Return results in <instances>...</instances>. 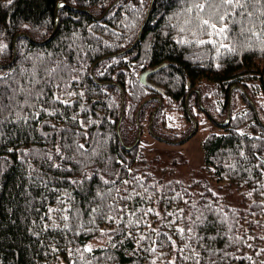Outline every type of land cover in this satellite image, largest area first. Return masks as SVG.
Returning a JSON list of instances; mask_svg holds the SVG:
<instances>
[{"label":"trees","instance_id":"1","mask_svg":"<svg viewBox=\"0 0 264 264\" xmlns=\"http://www.w3.org/2000/svg\"><path fill=\"white\" fill-rule=\"evenodd\" d=\"M151 2L0 0V264H264V0ZM203 110L222 128L204 181L157 179L141 138L124 146L138 120L179 112L183 138Z\"/></svg>","mask_w":264,"mask_h":264},{"label":"rangeland","instance_id":"2","mask_svg":"<svg viewBox=\"0 0 264 264\" xmlns=\"http://www.w3.org/2000/svg\"><path fill=\"white\" fill-rule=\"evenodd\" d=\"M241 108H243V102L235 98L233 102L234 111ZM202 112L197 116L198 128L196 132L182 143H176L172 139L174 137L177 140L182 139V135L190 129V123L179 112H172L171 116L168 115L167 118H164V121H161V124L156 127L155 133L147 127V120L144 119L145 123H143L141 134L143 153L142 160L139 163L140 168L157 179L169 180L176 178L186 182L192 179H202L204 181L207 176L203 167L205 158L202 143L209 133L213 131L221 132L222 128L217 126L212 118L206 117L208 115L206 111L203 110ZM192 123L194 122L192 121ZM240 129L249 133L253 132L246 127L245 123ZM209 184L216 188L217 183L215 181L211 180ZM225 191L228 193L229 200L240 206L239 191L229 188H226ZM116 233L113 228H103L99 235L87 241L85 247L93 249L104 246L111 241Z\"/></svg>","mask_w":264,"mask_h":264},{"label":"water","instance_id":"3","mask_svg":"<svg viewBox=\"0 0 264 264\" xmlns=\"http://www.w3.org/2000/svg\"><path fill=\"white\" fill-rule=\"evenodd\" d=\"M151 3H153V0H152V2ZM64 5V2H60L59 4H58V7H57V9H56V24H57V22H58V9H59V7H61V6H63ZM151 6V5H150ZM149 9H150V7H149ZM148 9V10H149ZM147 19H148V14H147V17H146V20H145V22L142 24V26H141V28H140V33H139V35H138V37H137V40H139L140 39V37H141V35H142V32H143V28H144V26H145V23H146V21H147ZM18 35H24V36H26V37H30L28 34H26V33H24V32H21V33H18L16 36H15V38L18 36ZM14 59V58H13ZM5 65H7V64H2V63H0V67H2V66H5ZM148 75V71H146V72H143L142 74H141V79H142V81L143 82H145V80H146V76ZM235 86H233L232 87V89L234 88ZM231 89V90H232ZM231 97L232 96H230V104H229V110H228V115H227V117L225 118V120L224 121H218V123L221 125V126H225V125H227L229 122H230V108H231ZM123 100H124V98L122 97V105H121V116H120V120L119 121H121V119H122V115H123ZM251 101V100H250ZM252 102V101H251ZM142 104H144V102L142 103ZM141 104V105H142ZM161 104V103H160ZM159 104V105H160ZM141 105H140V107H141ZM140 107H139V109H138V112L136 113V118H138V114H139V111H140ZM203 108V107H202ZM204 109V108H203ZM156 110L157 109H155L154 111H153V114H152V117H151V121H150V125H151V123H152V119H153V116H154V113L156 112ZM255 111H256V113H257V109H255ZM258 114V113H257ZM258 118H259V115H258ZM259 120H260V118H259ZM217 121V120H216ZM193 128H192V130L185 136V137H183L182 139H180V140H177V141H175L176 143H182V142H184V141H186V140H188L195 132H196V130H197V128H198V125H197V122L193 119ZM262 123V122H261ZM262 125H263V123H262ZM138 126H139V130H138V134H137V138H136V140H135V142L133 143V144H131V145H124V143H123V141H122V138H121V136H120V133H119V125H118V134H119V136H120V140H121V142H122V144L125 146V148H127V149H131V148H133L134 146H136L138 143H139V141H140V138H141V134H142V128H141V125H140V123H139V120H138ZM162 138V137H161Z\"/></svg>","mask_w":264,"mask_h":264},{"label":"snow or ice","instance_id":"4","mask_svg":"<svg viewBox=\"0 0 264 264\" xmlns=\"http://www.w3.org/2000/svg\"><path fill=\"white\" fill-rule=\"evenodd\" d=\"M9 3H11V0H9ZM221 5H228V6H234V7H240L243 8L244 5L239 3V0H220ZM197 9L199 10H203L204 5H200L197 4L196 5ZM219 20H223L224 16L223 15H218L217 17ZM200 26L203 27H207L213 30H217V26L215 23L211 22L210 19H205L201 21ZM227 30V27H221L217 30V34H223L225 33ZM209 41H204V40H200L199 43L203 44V43H208ZM212 43H215V41H211ZM65 103H67V101H65ZM82 147V146H81ZM125 183H127V181H125ZM148 211H153L152 209H148ZM157 215H159V213H157ZM171 215V214H170ZM179 232L183 233L184 229H178ZM86 251H91V247H88L86 249ZM152 251H155V249H152ZM261 251H264V249H262ZM185 259H187V257H185ZM171 264H175V262H171Z\"/></svg>","mask_w":264,"mask_h":264}]
</instances>
